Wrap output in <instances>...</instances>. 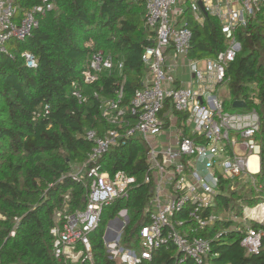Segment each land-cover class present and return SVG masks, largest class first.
I'll return each instance as SVG.
<instances>
[{"label":"built area","instance_id":"2783aa9c","mask_svg":"<svg viewBox=\"0 0 264 264\" xmlns=\"http://www.w3.org/2000/svg\"><path fill=\"white\" fill-rule=\"evenodd\" d=\"M178 1L147 0L145 24L155 36L142 56L148 69L144 85L125 105L123 83L102 103V116L109 127L103 133L86 131L94 145L70 173L85 185L84 206L71 210L66 202L56 212L51 228L54 254L59 260L94 264L90 234L98 227L104 206L127 197L136 182V177L122 170L114 176L102 170L101 158L121 141L136 136L147 147L145 181L154 183L146 209L150 221L140 231L139 245L126 247L122 241L130 215L127 208L121 209L109 221L104 235L110 258L124 264H153L158 248L175 245L177 264L190 258L204 264L212 249L208 233L216 224L220 226L214 238L235 230L249 253L259 254L264 248L261 116L255 107L228 111L225 100L218 96L220 87L227 84L228 63L241 49L236 32L262 12L264 0H183L182 6L176 7ZM54 8V0H40L23 10L17 0H0V54L8 53L10 39L29 37L41 17ZM187 10L201 23L205 11L217 16L228 44L202 66L200 60L189 57L193 31L187 25ZM22 56L28 67H37L32 52L24 51ZM167 56L190 58L193 83L186 85L178 79L174 66L166 63ZM123 67L124 62L112 54L96 51L85 64L83 80L90 84L102 71H122ZM72 93L80 102L87 99L78 82L72 83ZM253 156L257 157L256 170L251 166ZM236 180L250 188V195L239 202V213L231 208L230 201L225 209L219 199H232L237 192ZM66 198H71L69 193ZM254 199L260 202L251 205ZM115 223H119L118 228Z\"/></svg>","mask_w":264,"mask_h":264},{"label":"trees","instance_id":"16d2710c","mask_svg":"<svg viewBox=\"0 0 264 264\" xmlns=\"http://www.w3.org/2000/svg\"><path fill=\"white\" fill-rule=\"evenodd\" d=\"M39 2L17 0L22 10ZM54 2L55 8L41 17L29 37L10 39L8 53L0 54V264H91L56 258L51 228L66 202L71 210L84 206L85 185L70 173L94 145L86 131L103 133L109 127L102 103L123 83L124 104H130L148 71L143 53L154 43L155 31L145 24L147 0ZM186 20L193 31L189 57L211 58L227 48L217 16L206 14L201 23L187 10ZM236 34L241 49L227 66L229 97L231 107L235 108V100H244L247 107L240 109L255 107L260 113L264 179V9ZM100 50L122 60L124 67L104 70L97 81L87 84L85 64ZM24 51L36 56L37 67L26 65ZM74 81L87 96L85 101L72 93ZM146 153L145 143L136 136L121 141L101 158L102 170L112 176L122 170L136 177V182L127 197L104 206L101 221L90 234L94 264H124L110 258L104 240L108 222L123 208L128 209L130 221L122 242L126 247L140 243V231L150 221L146 209L154 186L145 181ZM219 199L227 209L229 198ZM219 226L210 227L212 249L204 264H264V248L259 254L249 253L235 230L214 238ZM178 255L175 245L158 248L153 264H177ZM182 264L197 263L190 258Z\"/></svg>","mask_w":264,"mask_h":264},{"label":"rangeland","instance_id":"374dc122","mask_svg":"<svg viewBox=\"0 0 264 264\" xmlns=\"http://www.w3.org/2000/svg\"><path fill=\"white\" fill-rule=\"evenodd\" d=\"M207 59L208 58L200 59L199 65L200 66L204 65L203 61H205ZM218 96L225 100V105L228 107L226 109L228 111H233V112L243 111V109L231 107V99L229 97V87H228L227 84H223L220 87V89L218 91ZM167 132H171V131L168 130ZM237 151L241 152V149L238 146H237ZM235 185L237 186V188H236L237 192L232 197V199L230 200V204H231V208L235 211V213H239V211L241 210L239 202H240V200H242L243 197H246V196L250 195V188L248 186L245 187L241 180H236ZM259 202H260V200H255L254 202L251 203V205H255V204L259 203ZM108 224H109V222H108ZM118 225H119V223H115L114 227L118 228L119 227Z\"/></svg>","mask_w":264,"mask_h":264},{"label":"crops","instance_id":"0c3cea01","mask_svg":"<svg viewBox=\"0 0 264 264\" xmlns=\"http://www.w3.org/2000/svg\"><path fill=\"white\" fill-rule=\"evenodd\" d=\"M182 3L183 0H179L176 7L182 6ZM189 60L190 58L187 57H178L175 59L173 58V56H167L166 59L167 64H172L174 66L178 79L186 85L193 83V75L190 72L189 64H188Z\"/></svg>","mask_w":264,"mask_h":264},{"label":"water","instance_id":"95a60500","mask_svg":"<svg viewBox=\"0 0 264 264\" xmlns=\"http://www.w3.org/2000/svg\"><path fill=\"white\" fill-rule=\"evenodd\" d=\"M200 5H201L202 9L204 10V6H203L202 2H200ZM205 14H207L206 11H205ZM233 106L235 108H245V107H247V103L244 100H235L233 103Z\"/></svg>","mask_w":264,"mask_h":264},{"label":"bare ground","instance_id":"6f19581e","mask_svg":"<svg viewBox=\"0 0 264 264\" xmlns=\"http://www.w3.org/2000/svg\"><path fill=\"white\" fill-rule=\"evenodd\" d=\"M251 166L255 170L258 168V162H257V157L256 156H253L251 158Z\"/></svg>","mask_w":264,"mask_h":264}]
</instances>
